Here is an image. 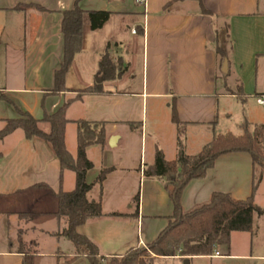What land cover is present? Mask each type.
Here are the masks:
<instances>
[{"label":"crops","instance_id":"crops-1","mask_svg":"<svg viewBox=\"0 0 264 264\" xmlns=\"http://www.w3.org/2000/svg\"><path fill=\"white\" fill-rule=\"evenodd\" d=\"M76 3L85 11H107L112 16L100 30L84 26L82 52L67 75V91L53 94L55 73L63 61L62 14ZM203 4L214 17L203 14L199 0H0V44L11 50L9 64L22 69L16 79L8 69V81L0 85V132L7 120L20 118L19 111L41 120L79 91L94 86L96 63L99 66L107 48L112 61L121 65L123 73L116 80L103 82V93L76 99L66 110L67 149V130L76 121L107 123V145L87 149V157L94 164L87 182L94 183L102 169L113 168L103 185V212L125 216L103 217L78 227V232L93 240L107 258L123 257L132 249L148 246L169 225L174 212L169 192L162 181L146 178L144 171L154 164L157 150L167 161L179 157V134L172 130L176 125L173 112L184 124L185 153L196 155L222 135L218 131L221 117H230L222 111L223 100L264 98L261 1L204 0ZM125 29H131V41ZM219 47L226 51L225 76L234 74L233 87L219 75ZM124 50L128 57L133 55L131 61L123 56ZM91 57L96 63L83 79L81 72ZM74 78L78 83L72 87ZM249 122L248 118L242 126L257 124ZM113 138L116 140L110 146ZM254 178L250 154L223 155L204 178L186 186L182 208L189 212L208 203L214 193L229 194L236 201L253 196L262 208L259 193L264 176L255 191ZM75 182L76 176L73 178L71 170L69 174L62 170L46 141L27 139L21 129L0 141V264H28L30 256L20 251L22 244L31 241L39 245L43 240L52 251L32 254V264H91L85 256L69 261L75 256V247L57 236L63 228L56 216L57 195L73 191ZM137 194L140 201L135 215ZM98 195L96 187L91 196ZM262 221L254 219L253 231ZM218 251L220 257L180 259H188L189 264L194 260L264 264V253H232L230 245L220 246ZM167 259L172 258L157 261Z\"/></svg>","mask_w":264,"mask_h":264},{"label":"trees","instance_id":"trees-1","mask_svg":"<svg viewBox=\"0 0 264 264\" xmlns=\"http://www.w3.org/2000/svg\"><path fill=\"white\" fill-rule=\"evenodd\" d=\"M203 1L199 0L203 14L214 17L205 8ZM38 9L44 11L40 7ZM62 15L63 61L60 69L55 73L53 94L67 91V75L75 57L82 52L84 26L89 24L92 31L100 30L112 16L107 11H85L79 7L78 3L73 9L63 12ZM217 52L221 59V67H223L224 62L228 61L226 51L219 47ZM122 73L120 63L115 64L112 61L107 48L102 54L98 66V77L102 83H96L92 87L79 91L75 98L67 100L54 114L45 115L41 120L19 111L20 118L7 120L5 128L0 132V141L17 129H21L27 139L46 141L60 161L62 170H71L75 173L74 190L71 192L62 191L57 195L58 212L56 216L63 226L57 236L65 237L75 247V256L69 261L85 256L91 264H155L159 258L212 256L218 247L230 245L232 233H251L255 217H264V209L255 203L253 196L247 200L236 201L229 194L214 193L208 203L189 212L183 210L181 197L191 181L204 178L221 156L230 153L251 155L255 170L253 188L255 191L264 176V124L252 126L246 123L242 126V135L232 133L218 135L198 154L187 155L182 139L185 128L176 111L173 112L172 121L176 124L179 132L180 153L178 159L167 161L163 152L157 150L154 164L148 166L144 171L146 178L162 181L169 192L174 204V212L169 218L168 227L153 243L147 246V249H132L119 258L103 256L99 246L93 240L78 232V227L88 222L103 217L119 218L125 215L103 212V185L108 175L114 170L113 168L102 169L94 183L87 182V174L94 168V164L87 157V149L94 145L102 148L107 145V123L76 121L77 153L76 156H73L67 149L65 141L68 124L66 110L76 99L103 93V82L116 80ZM257 167L261 169L260 172L257 171ZM96 187L99 188V195L97 198H93L91 194ZM139 201L140 198L137 194L134 198L137 208L135 215H138ZM20 251L28 252L29 260L31 259L32 253H29V249L25 250V245L22 244Z\"/></svg>","mask_w":264,"mask_h":264},{"label":"rangeland","instance_id":"rangeland-1","mask_svg":"<svg viewBox=\"0 0 264 264\" xmlns=\"http://www.w3.org/2000/svg\"><path fill=\"white\" fill-rule=\"evenodd\" d=\"M262 7L264 6V0H260ZM127 22H131V21H127ZM128 25V23H125ZM131 26V23L129 24ZM126 32V36L127 38L131 41L134 37L131 35V29H125ZM132 38V39H131ZM130 49L132 48V44L130 45ZM135 47V46H134ZM139 47V46H138ZM137 48V47H136ZM137 50L139 51L140 48H137ZM11 50H8L6 48L5 45L0 44V85H4V83L6 81H8V75H7V71L8 69L12 72L13 77L16 79L17 77L20 76V72H22V69L20 68V66H17L15 63L13 64H9V60H8V55L10 53ZM19 52V50H16ZM127 51L124 50L123 56L128 59V62L131 61L132 56H127ZM92 56V55H91ZM95 59L97 61H99L98 56L95 57ZM137 59V57H136ZM96 63V62H95ZM92 61V57L90 59H88L86 66H84V69L82 70L81 74L83 75V79H86L85 76L89 75V68H91L92 66H94L95 64ZM10 65V66H9ZM97 67L98 69V64L96 63L95 68ZM86 68V69H85ZM98 71V70H97ZM89 73V74H88ZM98 73V72H97ZM219 75L225 76V74L223 73V67H222V71H219ZM234 74H231V76H225L222 77V80L226 79V81L228 82L230 87H233L234 84V78L232 77ZM100 80V78L97 77L95 78V80L93 81V84L96 82L98 83V81ZM86 81V80H85ZM78 83V81L75 80V78L73 79V84L72 87H74V85H76ZM92 83V81H91ZM246 100V101H245ZM221 108L222 111L228 112V115L230 114V117H225L222 116L221 118V123L220 126L218 127V131L222 134L225 133H232L234 135H240L243 133L242 130V124L249 118V121H253V123H257V124H264V122H259L258 120H262L264 119V106H259L256 103V100L250 99V98H246V99H226L225 101H222L221 104ZM222 112V114H223ZM251 115V117L255 118L256 121L251 120L250 117L248 115ZM225 115V114H223ZM258 119V120H257ZM150 123L151 126V121L149 119L148 121ZM249 122V123H250ZM172 130H173V134H176V136L179 134L178 133V129L176 125H172ZM76 124L72 125L71 127H68V132H67V146L68 149L71 151L72 154L76 155L77 153V135H76ZM174 128V129H173ZM185 135V132H184ZM182 136V139L184 140L185 136ZM150 144V143H148ZM260 168L257 167V171L260 172ZM70 170H67V174H69ZM71 174L73 176V178H75L74 172L71 171ZM260 195V204L262 205V208L264 209V185L259 193ZM255 218H261V220H263V223H260L259 227L254 229L253 233H247V232H234L231 235V239H230V246L232 248V253H248L251 251H254L255 253H264V217H259L256 216ZM24 230H26V227H22ZM67 240V239H65ZM69 242L70 245H72V243L70 241H66ZM62 248V247H61ZM144 249H147L146 247H142ZM29 249V253L35 254L37 252L40 251H52V248H50L48 246V244H46V241H39V245L35 242H29L27 244H25V250L28 251ZM62 251H64V249L62 248ZM28 253V252H27ZM154 256V255H153ZM181 257H177L176 258H172V259H167V260H158L157 262H155V264H185V259H180ZM147 260V259H146ZM28 264H32V258L28 261ZM190 263V262H189ZM191 264H208L206 261L202 262V261H197L194 260L191 262Z\"/></svg>","mask_w":264,"mask_h":264},{"label":"water","instance_id":"water-1","mask_svg":"<svg viewBox=\"0 0 264 264\" xmlns=\"http://www.w3.org/2000/svg\"><path fill=\"white\" fill-rule=\"evenodd\" d=\"M223 73L224 74L228 73V61H225L224 62V65H223ZM98 83H102V80L100 79L98 81ZM115 140H116V138H113V139L110 140V142H109L110 146L112 145V143L115 142ZM185 264H189L188 259H185Z\"/></svg>","mask_w":264,"mask_h":264},{"label":"built area","instance_id":"built-area-1","mask_svg":"<svg viewBox=\"0 0 264 264\" xmlns=\"http://www.w3.org/2000/svg\"><path fill=\"white\" fill-rule=\"evenodd\" d=\"M133 33L136 34V30H133ZM257 104L264 106V98H257L256 99ZM214 256L220 257V252L218 251V249L215 250V252L213 253Z\"/></svg>","mask_w":264,"mask_h":264}]
</instances>
